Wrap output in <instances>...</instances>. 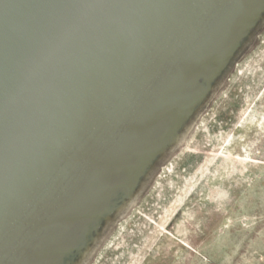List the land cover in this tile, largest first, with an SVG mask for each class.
Wrapping results in <instances>:
<instances>
[{
  "label": "water",
  "instance_id": "1",
  "mask_svg": "<svg viewBox=\"0 0 264 264\" xmlns=\"http://www.w3.org/2000/svg\"><path fill=\"white\" fill-rule=\"evenodd\" d=\"M263 16L264 0H0V264H78Z\"/></svg>",
  "mask_w": 264,
  "mask_h": 264
},
{
  "label": "rangeland",
  "instance_id": "2",
  "mask_svg": "<svg viewBox=\"0 0 264 264\" xmlns=\"http://www.w3.org/2000/svg\"><path fill=\"white\" fill-rule=\"evenodd\" d=\"M81 264H264V16Z\"/></svg>",
  "mask_w": 264,
  "mask_h": 264
},
{
  "label": "bare ground",
  "instance_id": "3",
  "mask_svg": "<svg viewBox=\"0 0 264 264\" xmlns=\"http://www.w3.org/2000/svg\"><path fill=\"white\" fill-rule=\"evenodd\" d=\"M187 128H189V127H187ZM181 138H182V135L177 138L178 139L177 140V143L181 140ZM137 198H138V193H136L131 199H129L128 201H126L124 203V205L120 208V210L117 212V214L114 217L115 218H118L120 216H123L124 213L127 212V210L130 209L131 206H133V204L135 203V201H136ZM115 218L112 219L111 222H108L107 223V226H110L111 224H113ZM91 250H92V248H91ZM91 250L87 251V253L83 257V259L78 264H81V263L84 262V260L91 254V252H92Z\"/></svg>",
  "mask_w": 264,
  "mask_h": 264
}]
</instances>
